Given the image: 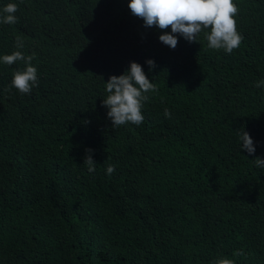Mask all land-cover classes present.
<instances>
[{"label": "trees", "instance_id": "16d2710c", "mask_svg": "<svg viewBox=\"0 0 264 264\" xmlns=\"http://www.w3.org/2000/svg\"><path fill=\"white\" fill-rule=\"evenodd\" d=\"M9 3L18 22L0 23V264H264V0H235L244 40L231 54L210 49L207 31L172 49L159 39L171 28H145L130 0H0V17ZM17 50L34 54L30 94L11 87L27 65L2 62ZM133 61L158 91L142 125L113 128L106 83Z\"/></svg>", "mask_w": 264, "mask_h": 264}, {"label": "clouds", "instance_id": "9594fccd", "mask_svg": "<svg viewBox=\"0 0 264 264\" xmlns=\"http://www.w3.org/2000/svg\"><path fill=\"white\" fill-rule=\"evenodd\" d=\"M131 13L144 21L145 28L158 27L160 30L171 28V33L164 32L160 35L161 42L175 49L178 45V37L183 36L188 42H198L197 37L207 31L206 39L208 47L213 50L223 49L231 54L239 48L244 37L238 31L236 16L239 7L235 0H130ZM18 6L9 3L3 8V16L0 23L15 24L18 18L15 13ZM16 47L22 49L24 41L17 37ZM34 54L25 56L22 51H14L10 55H4L2 62L13 65L18 61L24 62L25 70L16 71L11 81V87H15L22 94H30L34 86H38V70L32 66ZM149 70L157 67L152 59L146 61ZM264 85V81L258 82L257 87ZM6 88L5 91H10ZM108 96L103 99L102 106L108 109L107 117L112 121L113 128L126 124L142 125L144 115L142 112L144 103L150 97L147 93L158 91L154 82H151L145 74L142 65L133 61L130 68L120 76L112 75L106 83ZM164 115L171 118V112L165 108ZM242 129V131H241ZM238 132L242 150L250 155L256 152V146L251 135L241 128ZM93 149H86L84 165L89 172L95 171L96 162L93 159ZM257 167L264 168V159L255 158ZM115 166L107 167V174L111 175ZM234 255H243L242 252ZM215 264H234L229 259H221Z\"/></svg>", "mask_w": 264, "mask_h": 264}]
</instances>
